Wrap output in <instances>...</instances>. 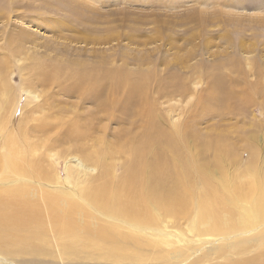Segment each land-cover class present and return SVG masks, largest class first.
Here are the masks:
<instances>
[{
    "label": "rangeland",
    "instance_id": "374dc122",
    "mask_svg": "<svg viewBox=\"0 0 264 264\" xmlns=\"http://www.w3.org/2000/svg\"><path fill=\"white\" fill-rule=\"evenodd\" d=\"M92 78L100 83L88 91ZM147 102L160 129L188 135L200 164L225 147L230 175L253 153L263 165L264 0H0V190L56 200L62 218L87 206L83 189L102 171L85 152L127 150L144 135ZM12 141L25 155L8 153ZM107 161L118 179L127 157ZM93 214L91 227L76 225L77 240H60L47 223L51 232L25 237L26 247L0 240V264H230L264 251V217L244 211L245 227L220 232L195 215L134 230ZM98 223L139 241L125 236L113 249L98 239Z\"/></svg>",
    "mask_w": 264,
    "mask_h": 264
},
{
    "label": "bare ground",
    "instance_id": "6f19581e",
    "mask_svg": "<svg viewBox=\"0 0 264 264\" xmlns=\"http://www.w3.org/2000/svg\"><path fill=\"white\" fill-rule=\"evenodd\" d=\"M89 83L85 89L91 91L96 89V83H100V80L92 78ZM127 84V81H123L117 89ZM140 113L146 117L144 135L133 138L127 150L115 147L110 151L97 149L85 152L86 159L102 171L100 181L83 189L87 206L74 204L62 218L56 200L29 203L23 199L20 189L0 190V240L6 243L3 246L26 247V243L30 242L24 240L25 237L38 238L51 232L47 224L51 225L60 240H77L76 225L80 228L81 225L85 226L83 230L91 227L90 222L95 219L94 210L119 219L122 223L119 225L126 224L134 230L157 224L162 215H170L176 220L195 215L199 222H210L212 232L245 227L241 226L240 221L242 211L250 213L253 221L264 217V164L258 166L255 153L243 172L230 175L226 163L231 151L217 147L214 149V159L202 165L189 145L188 135L180 127L172 131L160 129L156 125L155 111L148 102ZM75 132L80 134L77 128ZM8 143L9 154L25 155L14 141ZM206 144V141H201L199 148H205ZM113 153L127 157L126 166L118 179H114L116 175L107 161ZM78 165L83 167L81 163ZM67 168L72 170L69 166ZM8 171L11 175L19 174L13 167H8ZM239 201L241 203L237 204ZM257 203L261 208L255 206ZM228 204L237 207L228 210ZM224 214L230 217L229 221L222 217ZM244 220L247 226L254 225L251 224L253 221ZM96 228L98 239L109 243L113 249L127 236L125 228L116 224L98 223ZM127 237L139 241L135 231ZM243 247L240 246L236 252L241 253ZM263 252L252 260L232 261L230 264H264Z\"/></svg>",
    "mask_w": 264,
    "mask_h": 264
}]
</instances>
